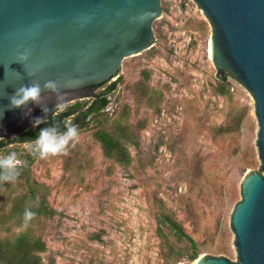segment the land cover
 Here are the masks:
<instances>
[{
  "label": "rangeland",
  "instance_id": "374dc122",
  "mask_svg": "<svg viewBox=\"0 0 264 264\" xmlns=\"http://www.w3.org/2000/svg\"><path fill=\"white\" fill-rule=\"evenodd\" d=\"M160 1L153 46L123 61L104 112L110 121L124 118L133 126L138 146L129 147L130 163L105 158L89 122L77 124L79 139L67 155L35 158L30 165L32 181L47 188V202L59 213L35 224L47 246L42 264H193L204 254L236 260L230 214L241 180L260 166L253 100L229 74L224 75L229 96L214 94L217 73L207 20L192 0ZM106 86L67 94L66 109L53 101L54 110L74 112L77 102L87 101L84 96ZM50 99L32 109L24 128L45 118L35 110ZM20 131H0V137ZM25 146L7 147L0 156L19 150L22 160ZM26 192L23 179L1 183L0 213ZM166 210L196 242L195 260L189 259L187 241L179 242L159 224Z\"/></svg>",
  "mask_w": 264,
  "mask_h": 264
},
{
  "label": "water",
  "instance_id": "95a60500",
  "mask_svg": "<svg viewBox=\"0 0 264 264\" xmlns=\"http://www.w3.org/2000/svg\"><path fill=\"white\" fill-rule=\"evenodd\" d=\"M192 1L211 28L216 73L231 75L253 100L260 164L241 180L230 214L236 260L204 254L193 264H264V0ZM162 12L160 0H0V131L23 130L53 93L44 89L49 80L69 93L118 78L125 59L153 46ZM32 83L41 86L39 99L11 107L10 97Z\"/></svg>",
  "mask_w": 264,
  "mask_h": 264
},
{
  "label": "trees",
  "instance_id": "16d2710c",
  "mask_svg": "<svg viewBox=\"0 0 264 264\" xmlns=\"http://www.w3.org/2000/svg\"><path fill=\"white\" fill-rule=\"evenodd\" d=\"M119 82L120 77L112 82L108 81L82 89V91L93 92L95 89L107 85L98 92L84 96L87 101L77 102L73 106L74 112H71L72 109L57 114H54L56 110L45 112V118L40 126L45 128L57 126L64 130L66 125H72L73 123L88 124L91 122L93 123V139L100 145L103 156L123 165H128L131 161L129 147L138 146V136L134 132L133 126L124 118L110 121L102 111L110 103L109 96L116 91ZM216 82L214 94L220 97L229 96V91L226 88V77L217 74ZM142 97L148 101L149 95L146 88ZM151 107L153 106L151 105ZM154 109L159 111V106ZM91 113L92 116H90ZM72 114L78 115L73 123L67 124V119ZM6 145L4 140H0V150L6 149ZM14 152L21 155L19 150ZM21 157L23 166L17 180L23 179L25 181L27 192L16 197L7 212L0 213V264H42L41 254L47 250V246L43 238L36 233L35 224L43 219H52L59 214L47 202V188L33 182L31 179L30 165L35 157L29 152ZM26 208L36 213L35 218L28 224L23 221ZM157 220L161 226L167 227L168 232L173 234L179 242L187 241V246L191 251L189 259L190 261L195 260L197 258V244L186 233L173 213L167 210L163 211L159 214ZM23 225L25 227L20 233H12L13 227H22ZM160 234L162 237H166L162 232Z\"/></svg>",
  "mask_w": 264,
  "mask_h": 264
},
{
  "label": "clouds",
  "instance_id": "9594fccd",
  "mask_svg": "<svg viewBox=\"0 0 264 264\" xmlns=\"http://www.w3.org/2000/svg\"><path fill=\"white\" fill-rule=\"evenodd\" d=\"M150 15V13L145 14ZM30 53L25 51L19 55V61H27ZM44 89L51 90L57 94L56 108L63 111L67 107L65 98L60 91V85L53 80L45 82ZM41 86L39 83H32L30 85L21 86L16 93L10 97L11 107H21L29 100L37 101L41 94ZM48 112L49 109L45 107L43 109ZM41 123L40 118H37L34 125ZM78 126L66 125L64 130H61L57 126L46 127L41 129L33 142L28 144V152L35 158L44 160L50 157L59 155H67L70 147H75L76 142L79 139ZM23 162L18 158L16 152H10L7 155L0 156V183H13L21 174V168ZM36 216V213L29 208H26L23 215V221L25 224L31 222Z\"/></svg>",
  "mask_w": 264,
  "mask_h": 264
},
{
  "label": "flooded vegetation",
  "instance_id": "af4514ba",
  "mask_svg": "<svg viewBox=\"0 0 264 264\" xmlns=\"http://www.w3.org/2000/svg\"><path fill=\"white\" fill-rule=\"evenodd\" d=\"M80 91H82V90H80ZM75 92H78V91H75ZM72 93L73 92L62 93V94H63V96L65 98L67 96V94H72ZM45 97H50L51 99L48 102H46L45 104H43L42 106L37 107V109L35 110V114H38L39 116L40 115H44L45 116V111L43 110L45 107H47L49 109L48 112L54 110L53 101H57V94L56 93H51V94H49V95H47ZM107 106H106L105 109L102 110L103 112H105L107 110ZM31 113H32V110H31L29 116L32 115ZM57 113H58V110L54 114H57ZM76 115H78V114H76ZM90 116H92V113H91ZM71 117H73V120L72 119H69ZM75 117H76L75 114L70 115L68 117V120H67L68 122L67 123H73L75 121L74 120ZM43 120L44 119L41 120V123L43 122ZM41 123H39V124H37L35 126H33L34 125L33 124L32 126L26 127L25 129H23L22 131H20L18 134H15V135H13L11 137L1 136L0 137V140H4V142L7 144L6 145V148L7 147H13L14 145H22V144H25L26 145L25 148L28 149V144L30 142H33L34 141V139L39 134V132L41 131V129L45 128V127H41L40 126ZM73 124L77 126L76 123H73Z\"/></svg>",
  "mask_w": 264,
  "mask_h": 264
}]
</instances>
